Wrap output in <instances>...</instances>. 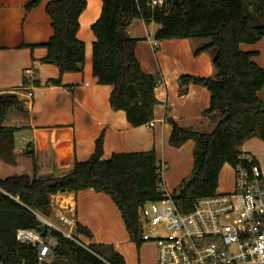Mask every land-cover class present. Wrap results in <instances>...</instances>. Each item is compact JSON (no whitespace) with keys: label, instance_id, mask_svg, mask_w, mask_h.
<instances>
[{"label":"trees","instance_id":"obj_1","mask_svg":"<svg viewBox=\"0 0 264 264\" xmlns=\"http://www.w3.org/2000/svg\"><path fill=\"white\" fill-rule=\"evenodd\" d=\"M43 0H26V12ZM99 18L90 30L92 44L91 71L100 86H111L110 108L122 111L133 127L149 126L153 109L158 104L154 90L161 84L157 76L143 73L135 57L136 40L127 30L134 19L158 29L155 42L167 40H206L193 55L213 51V77L182 75L178 93L184 95L190 85L205 88L210 94L209 108L203 115L217 113L219 121L211 133L171 126L169 146L179 148L194 142L191 177L183 182L173 200L182 212L192 204L216 193L218 176L225 164L234 167L247 163L239 159L240 144L251 137L264 142V103L257 93L264 87V71L253 61V53H244L240 45H254L264 38V0H164L162 8H151L150 0H99ZM86 0H55L46 4L52 36L43 45L46 57L41 64L57 68L59 77L47 85L60 86L64 74L83 71L85 46L77 39L79 17ZM35 87L37 82L33 83ZM16 95H0V137L6 114L21 109ZM11 130V129H9ZM93 154L84 162L73 161L70 171L52 178L39 179L33 164L32 176H10L0 179V264H46L37 261L34 248L15 241L17 230H38L34 214L49 215V198L57 193L77 194L92 190L111 199L119 211L129 241L137 250L142 244L139 221L140 207L159 201L160 182L154 150L136 154H113L102 160L103 136L95 140ZM255 162V161H254ZM253 162V163H254ZM76 235L92 241L91 232L76 225ZM53 246L49 264H124L112 247L90 243L84 248L51 233Z\"/></svg>","mask_w":264,"mask_h":264},{"label":"crops","instance_id":"obj_2","mask_svg":"<svg viewBox=\"0 0 264 264\" xmlns=\"http://www.w3.org/2000/svg\"><path fill=\"white\" fill-rule=\"evenodd\" d=\"M51 1L55 0H43L26 12V0H0V95L13 94L23 102V115L14 118L10 125L4 122L1 125L5 129L0 137L3 164L13 167L24 162L30 168L29 163L33 165L34 160L38 176L63 175L70 171L73 161L89 159L95 140L102 134L104 161L113 154L145 153L153 149L157 164L164 166L163 187L171 193L187 175V163H193L194 142L188 141L179 148L169 146L171 126L167 119L180 128L205 134L211 133L219 121L217 113L203 115L210 100L205 88L190 85L184 95L178 93V79L182 75L214 76L213 51L193 55L207 41L155 42L158 26L145 25L140 19L130 22L127 32L137 41L135 57L141 70L161 80L154 90L158 104L153 109V121L149 126L133 128L124 112L110 108L112 87L98 85L92 76L95 38L90 27L101 13L99 0H86L78 20L77 39L85 46L83 71L64 74L60 86L47 85L59 77L56 67L40 63L47 53L43 45L52 36L50 19L45 12L46 4ZM262 18L258 20L264 24ZM240 50L253 53L252 61L264 71V38L254 45H240ZM34 82L38 83L37 87ZM257 99L264 103V87L257 93ZM17 131L23 134L20 137L23 148L14 147L13 135ZM238 150L254 159L264 181V142L251 137ZM233 186V170L225 164L218 176L216 192L230 193ZM69 195L74 199L76 223L92 234V241L78 236L87 245L112 247L124 264H156L155 245L142 243L137 250L129 241L120 213L109 197L92 190Z\"/></svg>","mask_w":264,"mask_h":264},{"label":"built area","instance_id":"obj_3","mask_svg":"<svg viewBox=\"0 0 264 264\" xmlns=\"http://www.w3.org/2000/svg\"><path fill=\"white\" fill-rule=\"evenodd\" d=\"M164 4V0L149 1L151 8ZM239 159L247 163L231 167L233 190L198 199L188 212H182L173 200L174 193L164 189V166L157 165L162 197L145 203L139 211L141 241L155 245L156 264H264V181L252 157L242 153ZM34 216L45 226V235L20 229L15 241L34 248L39 263L51 256L53 232L84 247L74 238L73 196H50L49 215Z\"/></svg>","mask_w":264,"mask_h":264},{"label":"rangeland","instance_id":"obj_4","mask_svg":"<svg viewBox=\"0 0 264 264\" xmlns=\"http://www.w3.org/2000/svg\"><path fill=\"white\" fill-rule=\"evenodd\" d=\"M264 17V16H263ZM261 21L264 22V18L261 19ZM23 115V107L21 109H12L10 111H8V113L6 114L5 117V121L4 124L10 125L13 122V119L16 118L17 116ZM14 147L16 149L18 148H23L22 146V142L20 141V137L23 136L22 133H20L19 131L14 132ZM3 157L0 154V179L6 178V177H10V176H21V175H27V176H32V170H33V165H31L29 163L30 168H28L26 166V164H24V162H19L16 166L10 167L7 165H4L3 162ZM24 161V160H23ZM187 175L184 177V179H182L174 188L173 191L171 193H176L178 192V190L180 189L181 185L183 182H186L190 179L191 177V168H192V163H187ZM75 240L81 244L82 246H86L87 247V243L80 237L74 235ZM82 247V248H84ZM46 264L51 263L50 259H47ZM44 263V262H43ZM62 264H71L68 260H61Z\"/></svg>","mask_w":264,"mask_h":264},{"label":"water","instance_id":"obj_5","mask_svg":"<svg viewBox=\"0 0 264 264\" xmlns=\"http://www.w3.org/2000/svg\"><path fill=\"white\" fill-rule=\"evenodd\" d=\"M180 0H172L173 4H177ZM57 176V174H46V175H41L38 178L39 179H47V178H52ZM37 228L39 233L43 236L46 233V228L45 226L41 225L39 221L36 222Z\"/></svg>","mask_w":264,"mask_h":264},{"label":"bare ground","instance_id":"obj_6","mask_svg":"<svg viewBox=\"0 0 264 264\" xmlns=\"http://www.w3.org/2000/svg\"><path fill=\"white\" fill-rule=\"evenodd\" d=\"M93 7V6H92Z\"/></svg>","mask_w":264,"mask_h":264}]
</instances>
